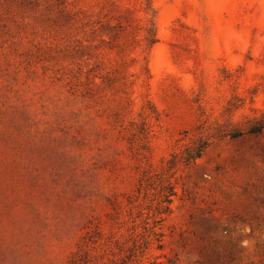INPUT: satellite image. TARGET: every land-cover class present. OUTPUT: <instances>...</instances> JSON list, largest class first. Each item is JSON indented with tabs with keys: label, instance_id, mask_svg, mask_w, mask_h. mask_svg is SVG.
Returning <instances> with one entry per match:
<instances>
[{
	"label": "rangeland",
	"instance_id": "obj_1",
	"mask_svg": "<svg viewBox=\"0 0 264 264\" xmlns=\"http://www.w3.org/2000/svg\"><path fill=\"white\" fill-rule=\"evenodd\" d=\"M144 1L0 0V264H264V0Z\"/></svg>",
	"mask_w": 264,
	"mask_h": 264
},
{
	"label": "trees",
	"instance_id": "obj_2",
	"mask_svg": "<svg viewBox=\"0 0 264 264\" xmlns=\"http://www.w3.org/2000/svg\"><path fill=\"white\" fill-rule=\"evenodd\" d=\"M145 4L149 3V0L144 1ZM153 23V22H152ZM154 24V23H153ZM111 30H113L115 27L108 26ZM114 34H118L114 30ZM147 40L150 42H154L155 40V33L151 32V29L148 30V35L146 36ZM261 134L264 133V112H262L260 115H255L251 118H247L246 121H244L243 125L239 128L233 129L229 134L232 138L240 137L244 134ZM209 144V140H203L200 139L198 143H195L192 147H188L185 151V155H183L181 158L176 160L177 154H172V161H170V164H176L177 161H181L184 164L188 165L191 162H194L197 158H199L203 151L206 149V147ZM170 194H173L174 191L171 190L170 184L167 186L169 188Z\"/></svg>",
	"mask_w": 264,
	"mask_h": 264
}]
</instances>
